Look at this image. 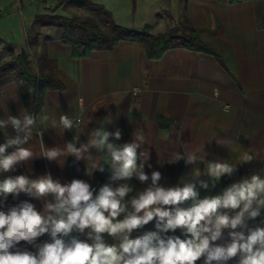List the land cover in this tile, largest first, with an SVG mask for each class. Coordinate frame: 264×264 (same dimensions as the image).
Returning <instances> with one entry per match:
<instances>
[{"label":"crops","instance_id":"crops-1","mask_svg":"<svg viewBox=\"0 0 264 264\" xmlns=\"http://www.w3.org/2000/svg\"><path fill=\"white\" fill-rule=\"evenodd\" d=\"M22 3V0H0V23L7 28H0V42L7 45V50L25 52L37 75L52 74L56 78L57 86L45 90L40 109L32 114L36 119L34 132L43 133L46 148L63 147L75 136H79L76 145L79 147L98 128L108 132L120 130L121 140L116 142L123 144L131 142L139 128L146 136L143 147L151 155V168L146 165L144 169L149 177L152 171H159L160 184L165 187L194 183L201 198L217 195L252 174H264V22L257 18L253 0L170 1L162 8L163 14L155 12L154 25L149 28L151 33L175 29L184 35L193 30L210 51L174 46L158 59L146 58L142 45L132 40H119L111 48L95 49L87 57L74 58L70 47L59 39L56 28H37L34 24L36 16L42 14L40 8L29 11ZM64 3L58 6L57 2L47 11L58 14L57 8ZM141 27L137 25L135 30ZM26 113L16 82L11 77H2L0 119ZM62 114L79 123L61 135L60 129H51L50 124ZM45 116L48 120L42 123ZM7 132L10 136L16 135L11 126ZM40 141L41 137L34 134L25 147L39 151ZM4 142V132L0 131V144ZM202 147L198 155L203 159L195 164H186L185 159L168 163L176 154ZM245 151L258 156L251 162L237 163ZM90 154L94 158L101 155L96 149H90ZM225 161L237 163L236 171L230 177H221L213 187L206 174L207 164ZM87 166V160L76 161L71 155L65 158L63 166L57 161L36 157L18 165L15 171L0 174V180L22 174L36 178L50 173L61 183L82 179L95 184L96 192L104 184L117 186L110 179L108 165L105 172L94 171L91 176L87 175ZM194 170H199V177L194 175ZM201 180L209 183L208 189L200 188ZM128 183L133 187L129 194L132 196L151 180L141 183L133 177ZM24 200L35 204L38 210L42 208L43 201L20 193L17 199L9 195L3 210ZM181 206L186 207L188 203ZM152 222L144 228L152 226ZM249 223L264 227V209L260 217ZM155 230L153 226L149 231ZM174 234L181 235V232L177 229ZM72 235L87 239L85 234ZM104 235L108 243L114 242ZM49 239L45 234L37 243ZM17 247L36 251L24 241ZM236 259L228 264H236ZM196 264H203V258Z\"/></svg>","mask_w":264,"mask_h":264},{"label":"clouds","instance_id":"clouds-1","mask_svg":"<svg viewBox=\"0 0 264 264\" xmlns=\"http://www.w3.org/2000/svg\"><path fill=\"white\" fill-rule=\"evenodd\" d=\"M46 120L48 117H42V123ZM78 123L62 114L58 121H51L50 128H59L62 135ZM35 125L36 119L30 113L0 119V131L5 135V142L0 144V174L15 171L18 165L36 157L63 166L71 155L76 161H88L89 176L94 171L105 172L108 165L110 179L117 186L104 184L94 194L92 185L85 180L61 183L50 173L0 180V264H196L201 258L203 264H228L234 258L236 264H264V227L249 223L264 209V174H252L217 195L201 198L194 183L165 187L160 184L159 171H152L149 177L144 169L146 165L151 168V155L143 147L146 136L142 129L137 128L132 141L123 144L116 142L121 140L120 130L98 128L79 147V136H75L63 147L46 148L43 133L34 132ZM8 126L14 129L15 136L8 134ZM34 134L41 137L39 151L25 147ZM90 149L101 155L94 158ZM202 151L203 147L176 154L168 163L185 159L186 164H195L203 159L198 155ZM257 156L245 151L237 163L251 162ZM237 163H208L206 174L212 186L221 177L233 175ZM194 175L199 177V170H194ZM133 177L141 183L150 179L151 183L130 196L133 187L128 182ZM199 185L209 188L203 180ZM20 193L43 201L42 208L38 210L24 200L3 210L8 196L17 199ZM186 202L188 206L182 207ZM154 219L155 231L133 238L134 232ZM177 229L181 235L174 234ZM73 233L85 234L87 239L81 240ZM45 234L50 239L38 244V238ZM104 234L114 242L108 243ZM222 240L225 242L216 243ZM21 241L36 251L20 250L17 246Z\"/></svg>","mask_w":264,"mask_h":264},{"label":"trees","instance_id":"trees-1","mask_svg":"<svg viewBox=\"0 0 264 264\" xmlns=\"http://www.w3.org/2000/svg\"><path fill=\"white\" fill-rule=\"evenodd\" d=\"M227 1L237 2L240 0ZM35 24L56 28L59 39L70 47L71 56L74 58L87 57L95 49L111 48L119 40L139 42L146 58L149 59L160 58L167 49L174 46L210 51L193 30H190L187 35L177 34L176 31L152 34L147 25L137 30L113 25L114 34L108 36L91 21L54 13L36 16ZM9 56L8 60L0 58V79L11 77L16 82L25 109L28 113L35 115L40 109L45 90L57 86L56 78L52 74L37 75L31 69L26 53L23 51L15 53L10 50ZM152 223V226L147 228L144 226L138 230L135 236L143 235L151 230L156 225V220L154 219Z\"/></svg>","mask_w":264,"mask_h":264},{"label":"rangeland","instance_id":"rangeland-1","mask_svg":"<svg viewBox=\"0 0 264 264\" xmlns=\"http://www.w3.org/2000/svg\"><path fill=\"white\" fill-rule=\"evenodd\" d=\"M62 1L65 2L64 5L56 10L59 15L91 21V23L97 24L106 35L112 36L114 34L113 25H122V27L125 26L128 29H135L137 25L143 27L146 24L151 28L152 23L154 25L155 12L163 14L162 8L172 0H22V4L26 5L25 9L29 8V11L40 8L42 14L50 12L56 14L55 11H47V8H54L57 2L59 6ZM253 1L256 7L257 18L259 21L264 22V0ZM28 4L29 6H27ZM156 18L158 19V17ZM33 22L35 24V21ZM36 26L37 28L40 27L39 25ZM0 28L2 30L7 29L1 23ZM19 29L21 28L19 27ZM159 30H162V27ZM170 31H176L175 33L179 34L175 29L165 32ZM149 32H151V29H149ZM7 48L5 43L0 42V58L2 60H8L10 57L8 53L10 50H7ZM30 63L32 65V61Z\"/></svg>","mask_w":264,"mask_h":264},{"label":"built area","instance_id":"built-area-1","mask_svg":"<svg viewBox=\"0 0 264 264\" xmlns=\"http://www.w3.org/2000/svg\"><path fill=\"white\" fill-rule=\"evenodd\" d=\"M92 187H93V189H94V194H95V192L97 191V188H98V187H97V185H95V184L92 185Z\"/></svg>","mask_w":264,"mask_h":264}]
</instances>
